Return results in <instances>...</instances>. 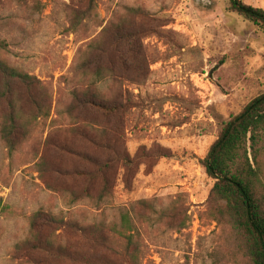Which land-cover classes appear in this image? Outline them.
I'll return each instance as SVG.
<instances>
[{
	"label": "rangeland",
	"instance_id": "374dc122",
	"mask_svg": "<svg viewBox=\"0 0 264 264\" xmlns=\"http://www.w3.org/2000/svg\"><path fill=\"white\" fill-rule=\"evenodd\" d=\"M240 1L264 11V0ZM72 3L0 0V58L38 81L29 93L17 83L13 91L46 99L49 114L34 119L27 106L12 157L0 138V203L10 208L0 214V264H25L12 254L29 236L28 217L40 209L81 223H109L127 213L151 264H249L228 228L211 219L213 182L199 160L223 124L264 94V31L232 13L228 0H94L92 17L76 27ZM121 23L146 37L136 41L126 77L101 81L96 90L103 97L119 90L134 105L118 133L133 165L113 173L104 202L76 201L63 191L76 192L79 184L64 180L50 190L56 176L38 173L35 164L42 147L56 142L76 155L99 156L76 134L82 123L72 92L93 80L80 70L86 45L97 40L105 47ZM95 118L89 115L87 124L98 133ZM70 157H61L62 166H79ZM260 159L264 165V146Z\"/></svg>",
	"mask_w": 264,
	"mask_h": 264
},
{
	"label": "trees",
	"instance_id": "16d2710c",
	"mask_svg": "<svg viewBox=\"0 0 264 264\" xmlns=\"http://www.w3.org/2000/svg\"><path fill=\"white\" fill-rule=\"evenodd\" d=\"M93 4L94 0H74L72 27L92 17ZM228 5L232 13L264 31L263 10L240 0H228ZM128 12L140 14L138 10ZM145 37L146 34L128 30L121 23L112 29L105 47L99 46L97 40L86 45L80 70L83 75L90 72L93 80L85 89L72 92L71 108L82 123L76 134L93 146L99 156L76 155L78 152L61 142L43 146L35 167L48 178L56 176L48 181V189L54 190L53 185L59 186L60 182L68 180L80 185L76 192L63 191L72 199L104 202L110 195L113 173L121 168L129 170L133 165L118 133L134 105L128 94L124 96L118 90L114 95L103 97L96 87L101 81L116 84L118 79L126 77L133 69L130 60L136 55V41ZM2 47L0 42V49ZM14 83L29 93L38 81L0 58V105L4 107L0 138L8 157L15 154L20 143V129L25 119L23 111L27 106L34 119L49 115L43 113L47 109L46 99L19 95L13 91ZM89 115L96 116L98 133L97 128L87 124ZM263 146L264 94H261L223 124L206 155L199 160L205 175L213 182L209 192L211 219L228 228L234 249L249 264H264V165L260 159ZM70 155L78 158L79 166H62L61 157ZM9 209L0 203V214ZM27 220L29 236L15 246L16 251L12 254L13 259L22 263L151 264L145 261L141 235L127 213L109 223H81L65 221L40 209Z\"/></svg>",
	"mask_w": 264,
	"mask_h": 264
}]
</instances>
